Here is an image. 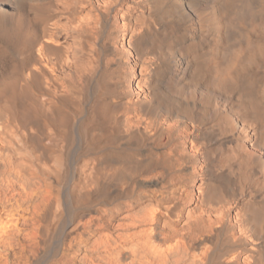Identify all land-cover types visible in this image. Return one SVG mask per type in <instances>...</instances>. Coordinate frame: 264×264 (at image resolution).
Segmentation results:
<instances>
[{
    "label": "bare ground",
    "instance_id": "bare-ground-1",
    "mask_svg": "<svg viewBox=\"0 0 264 264\" xmlns=\"http://www.w3.org/2000/svg\"><path fill=\"white\" fill-rule=\"evenodd\" d=\"M0 264H264V0H0Z\"/></svg>",
    "mask_w": 264,
    "mask_h": 264
},
{
    "label": "rangeland",
    "instance_id": "rangeland-1",
    "mask_svg": "<svg viewBox=\"0 0 264 264\" xmlns=\"http://www.w3.org/2000/svg\"><path fill=\"white\" fill-rule=\"evenodd\" d=\"M26 9H24V11H25ZM22 11V14L24 15L23 17L26 19V18H28L26 15H27V11ZM24 12V13H23ZM26 16V17H25ZM27 20V19H26Z\"/></svg>",
    "mask_w": 264,
    "mask_h": 264
}]
</instances>
